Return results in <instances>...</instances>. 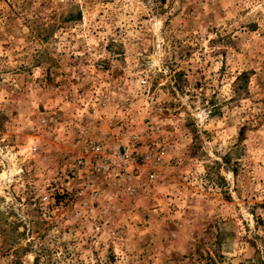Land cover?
I'll list each match as a JSON object with an SVG mask.
<instances>
[{"label": "rangeland", "instance_id": "1", "mask_svg": "<svg viewBox=\"0 0 264 264\" xmlns=\"http://www.w3.org/2000/svg\"><path fill=\"white\" fill-rule=\"evenodd\" d=\"M0 264H264V0H0Z\"/></svg>", "mask_w": 264, "mask_h": 264}, {"label": "built area", "instance_id": "2", "mask_svg": "<svg viewBox=\"0 0 264 264\" xmlns=\"http://www.w3.org/2000/svg\"><path fill=\"white\" fill-rule=\"evenodd\" d=\"M141 83L142 84H146L147 83L146 79H142ZM117 157L124 164H127L129 159H130V155L129 154H126V153L123 154L122 152L117 153Z\"/></svg>", "mask_w": 264, "mask_h": 264}]
</instances>
